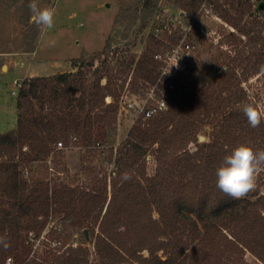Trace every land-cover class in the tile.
<instances>
[{"label": "trees", "instance_id": "trees-1", "mask_svg": "<svg viewBox=\"0 0 264 264\" xmlns=\"http://www.w3.org/2000/svg\"><path fill=\"white\" fill-rule=\"evenodd\" d=\"M168 1L194 16L203 0ZM213 1L235 55L203 85L190 69L164 73L162 53L182 33L155 34L156 23L135 68L132 57L124 71L154 85L167 107L141 118L119 147L122 89L109 58L117 27L101 52L75 59L73 70L24 80L18 124L0 131V264H243L246 250L264 262L260 187L233 200L216 186V169L237 145L264 149V120L252 128L242 112L257 104L243 83L264 67V10L252 0ZM157 5L143 0L134 9L154 16ZM73 145L84 149L80 178L66 174L63 161ZM124 172L131 180L121 179ZM50 220L52 241H63L51 262L30 256V233L39 237Z\"/></svg>", "mask_w": 264, "mask_h": 264}, {"label": "rangeland", "instance_id": "rangeland-1", "mask_svg": "<svg viewBox=\"0 0 264 264\" xmlns=\"http://www.w3.org/2000/svg\"><path fill=\"white\" fill-rule=\"evenodd\" d=\"M142 1L37 0L40 7L51 6L56 9L54 26L51 29H42L30 21L31 13L28 8L30 0H0V131H6L18 124L16 98L20 87L15 84L16 80L23 85L24 80L31 77L27 76L30 73L34 74L33 76H50L73 70L75 59L101 52L107 39L112 35L113 28L117 27L109 53L110 60H115L116 72H120L118 83L122 89L115 146L119 147L125 143L134 124L145 118L142 109L156 106L161 99L155 92L154 85L141 79L139 82L135 81L133 71L126 75L124 70L127 63L134 57L135 68L136 62L149 46V35L156 23H159L158 35L166 28L169 30L180 28L183 38L186 28L192 22V16L181 10L182 5L168 0H158L154 16H149L145 11H135L134 7ZM261 1L264 0H252L258 4ZM201 21L208 31L216 33L210 36L195 25V30L185 39L193 43L194 47L189 53L185 51L180 56L187 58L186 69H190L203 85L217 72L225 70L228 60L235 55L236 45L223 40V32L229 28V24L217 12L214 16ZM143 24H146V28L138 33ZM154 31L156 34V29ZM162 54V57L166 58L169 51H163ZM163 62L164 70L166 61ZM96 64H99V61H96ZM243 84L257 105L264 106V67ZM190 147L193 149L195 145L192 144ZM64 152L66 174L68 173L71 178H80L84 149L73 145ZM148 159V171L152 173L156 162L151 156ZM37 163L43 165L44 162ZM105 165L110 172L113 165L108 163ZM257 186L260 187L261 194H264V172L259 174ZM54 222L50 220L39 237L35 236L36 230L30 233L32 243L30 256L52 261L57 253L50 235V230L55 226ZM81 238L82 234L79 231L70 242L76 245ZM242 260L243 264H264L248 250L244 252Z\"/></svg>", "mask_w": 264, "mask_h": 264}, {"label": "clouds", "instance_id": "clouds-1", "mask_svg": "<svg viewBox=\"0 0 264 264\" xmlns=\"http://www.w3.org/2000/svg\"><path fill=\"white\" fill-rule=\"evenodd\" d=\"M30 21L42 29L54 26L55 7H40L37 0H30ZM227 71V70H226ZM242 112L252 128L259 127L264 120V106L255 103L242 105ZM264 172V149L255 150L248 144L237 145L230 154L226 155L216 169V186L233 200H241L257 188L258 176ZM131 174H121L123 181L131 180Z\"/></svg>", "mask_w": 264, "mask_h": 264}, {"label": "built area", "instance_id": "built-area-1", "mask_svg": "<svg viewBox=\"0 0 264 264\" xmlns=\"http://www.w3.org/2000/svg\"><path fill=\"white\" fill-rule=\"evenodd\" d=\"M216 12L215 9V3L213 0H203L198 8V11L196 12V14L194 16H192V22L190 23V25L188 26V28H186L185 30V34L182 38V41L178 44H176L170 51L169 54L167 55L166 58H163L166 61V66L165 69L163 70L164 73H167L169 75H174L177 72L183 71L186 69L188 63H187V58L180 56V54H182L183 52L187 51V53H189L193 46V43L186 41V37L188 36V34L190 32H192L193 30H195V25L199 26V30L210 35L213 36L216 31H208L207 27L203 24V22L201 21L204 18H210L211 16H214ZM201 18V20H200ZM156 31L158 34L159 31V27L156 28ZM161 57V56H160ZM15 84L17 85V87H21L22 86V82L16 80ZM15 92V91H13ZM167 107L166 101L164 99H160L158 100V104L156 106H152V107H148V108H143L142 112L144 113V117H150L156 113H158V111L163 110ZM58 146L59 147H63L62 142H58ZM62 243L61 240H55L53 241V245L54 247L60 246ZM11 258H8L7 263L11 264Z\"/></svg>", "mask_w": 264, "mask_h": 264}, {"label": "water", "instance_id": "water-1", "mask_svg": "<svg viewBox=\"0 0 264 264\" xmlns=\"http://www.w3.org/2000/svg\"><path fill=\"white\" fill-rule=\"evenodd\" d=\"M258 9L259 10H263L264 9V1H261L260 2L259 6H258ZM200 140H202V141L205 140V136L201 135L200 136ZM85 233L87 235V238L89 239V233H88V230L87 229H85Z\"/></svg>", "mask_w": 264, "mask_h": 264}, {"label": "crops", "instance_id": "crops-1", "mask_svg": "<svg viewBox=\"0 0 264 264\" xmlns=\"http://www.w3.org/2000/svg\"><path fill=\"white\" fill-rule=\"evenodd\" d=\"M33 75H34V74H31V73H30V74H28L27 76H33Z\"/></svg>", "mask_w": 264, "mask_h": 264}]
</instances>
